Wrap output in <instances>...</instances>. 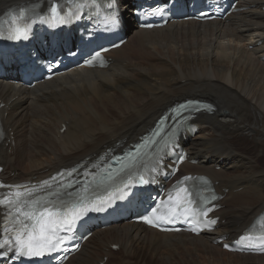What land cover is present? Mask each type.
Wrapping results in <instances>:
<instances>
[{"label":"bare ground","instance_id":"1","mask_svg":"<svg viewBox=\"0 0 264 264\" xmlns=\"http://www.w3.org/2000/svg\"><path fill=\"white\" fill-rule=\"evenodd\" d=\"M25 1L33 0H0V11ZM246 1L253 8L226 23L130 25L105 70H76L34 89L0 81V103L11 109L0 165L12 181L42 179L116 141L134 142L174 102L200 98L216 108L198 115L199 134L187 147L200 162L183 164V173H206L228 190L219 231L192 237L121 223L93 234L65 264L103 257L104 264H264V255L228 254L210 243L213 235L234 238L264 210V0ZM255 42L262 44L249 50Z\"/></svg>","mask_w":264,"mask_h":264},{"label":"snow or ice","instance_id":"2","mask_svg":"<svg viewBox=\"0 0 264 264\" xmlns=\"http://www.w3.org/2000/svg\"><path fill=\"white\" fill-rule=\"evenodd\" d=\"M51 11L56 13L57 9L55 6L52 7ZM159 14V13H157ZM118 17L113 20V23L117 22ZM15 39H20L19 35L14 37ZM182 109H188V105H180ZM200 107L211 110L213 106L211 104H203L199 107L192 105V108L196 111H199ZM195 119V117H192ZM179 129L173 130V136L175 138V145L179 144V136L177 133ZM182 161L183 157H179ZM52 179H55L53 177ZM149 181L141 178L140 184L146 185ZM181 192L186 191L185 189H180ZM19 195V194H18ZM215 200V197H213ZM38 203V202H33ZM105 201L100 200L93 203V208L89 209L88 207L77 208L76 215L69 219L67 215L60 208L53 210L49 206H43L41 208H32L30 211L21 212L20 215L24 217L23 220L19 221L21 228L18 233L15 235V244H11L9 241L5 243H0V255H4L2 251L5 247V244L8 245L9 250L15 251L17 256H26L28 258L42 257L45 252L44 249L47 248L49 252L59 251V247L54 243L56 238V229L57 226H71L75 220L81 219L90 210L101 211L104 210ZM19 211V209H17ZM154 211V209H153ZM144 223L151 224L152 226H157L154 224L148 216L141 217ZM25 234L27 238L25 239Z\"/></svg>","mask_w":264,"mask_h":264},{"label":"rangeland","instance_id":"3","mask_svg":"<svg viewBox=\"0 0 264 264\" xmlns=\"http://www.w3.org/2000/svg\"><path fill=\"white\" fill-rule=\"evenodd\" d=\"M131 50H133V52H139V50L138 49H136L135 47H134V49L132 48ZM136 50V51H135ZM135 54V53H134ZM198 99H200V98H198ZM150 100H148V102H149ZM116 258L117 257H115L114 258V260H116ZM224 258H227L226 256H224ZM201 260V259H200ZM235 260H237L236 258H235ZM235 260H233V263H238V260H237V262L235 261Z\"/></svg>","mask_w":264,"mask_h":264}]
</instances>
